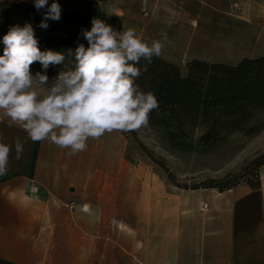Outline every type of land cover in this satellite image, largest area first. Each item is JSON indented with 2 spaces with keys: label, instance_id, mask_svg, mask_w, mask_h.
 Masks as SVG:
<instances>
[{
  "label": "rangeland",
  "instance_id": "obj_1",
  "mask_svg": "<svg viewBox=\"0 0 264 264\" xmlns=\"http://www.w3.org/2000/svg\"><path fill=\"white\" fill-rule=\"evenodd\" d=\"M80 5L117 31L136 27L145 42L162 40L160 57L183 75L195 59L236 65L264 56V0H83ZM26 22L16 20L20 26ZM31 24L38 40L49 34ZM58 74L45 75L51 83ZM252 126L253 133L236 132L219 145L191 148L172 143L165 129L150 122L135 135L121 131L125 214H102L105 209L90 204L39 217L31 264H178L170 260L182 254V228L175 220L174 239H166L167 196L173 194L177 206L187 191L256 183L260 170L253 162L264 154V114ZM149 180L157 187L158 206L140 213L146 195L139 186Z\"/></svg>",
  "mask_w": 264,
  "mask_h": 264
},
{
  "label": "crops",
  "instance_id": "obj_2",
  "mask_svg": "<svg viewBox=\"0 0 264 264\" xmlns=\"http://www.w3.org/2000/svg\"><path fill=\"white\" fill-rule=\"evenodd\" d=\"M82 1L56 0L63 9L81 7ZM16 138L23 143L19 159ZM0 141L12 145L8 171L0 175V264H31L39 217L90 204L91 208L105 209L99 210L102 214H125L126 146L121 131L89 139L85 151L69 155V149L49 141L32 142L26 132L9 126L4 119L0 121ZM260 183L258 189L241 183L225 191H187L177 206L173 194L168 195L166 239H174L175 220L182 228V254L172 258L171 263L264 264V165L260 168ZM33 185L39 187L38 195L30 193ZM139 188L146 195L140 213L150 212L158 206L157 187L149 180Z\"/></svg>",
  "mask_w": 264,
  "mask_h": 264
},
{
  "label": "clouds",
  "instance_id": "obj_3",
  "mask_svg": "<svg viewBox=\"0 0 264 264\" xmlns=\"http://www.w3.org/2000/svg\"><path fill=\"white\" fill-rule=\"evenodd\" d=\"M47 5L48 0H34L37 10ZM60 17V4L53 0L39 27L47 29L48 20ZM91 23L90 30H82L88 46L79 44L69 52L74 68L59 72L51 83L45 74L33 75L30 66L39 62L47 69L63 64L65 55L41 51L31 23L11 26L2 40L0 121L7 119L9 126L26 132L32 142L49 141L69 149V155L85 151L89 139H99L106 132L146 126L150 113L159 106L153 92L136 84L141 75L136 65L160 57L162 40L149 44L135 28L117 31L99 18ZM14 146L19 159L23 143L16 138ZM11 151L12 145L0 141V175L8 171Z\"/></svg>",
  "mask_w": 264,
  "mask_h": 264
},
{
  "label": "trees",
  "instance_id": "obj_4",
  "mask_svg": "<svg viewBox=\"0 0 264 264\" xmlns=\"http://www.w3.org/2000/svg\"><path fill=\"white\" fill-rule=\"evenodd\" d=\"M0 9V55H3V36L11 26L17 25V19L39 27L47 11V7L37 10L34 3L26 2H2ZM92 19L83 8H61L58 21L48 20L47 29L39 27L49 34L38 40V46L41 51L63 53L65 63L44 69L35 62L30 71L48 74L74 68V56L69 52H74L79 44L88 46L82 30L91 29ZM136 67L141 69L136 84L143 91L153 92L159 104L150 113L148 122L165 129L169 140L179 146L213 147L233 133H253L252 123L264 114V56L244 58L236 65L195 59L188 64L187 75L162 57H153L150 64L141 60ZM130 133L135 135L133 131ZM253 164L260 170L264 154ZM247 184L258 189L260 173L256 183Z\"/></svg>",
  "mask_w": 264,
  "mask_h": 264
},
{
  "label": "built area",
  "instance_id": "obj_5",
  "mask_svg": "<svg viewBox=\"0 0 264 264\" xmlns=\"http://www.w3.org/2000/svg\"><path fill=\"white\" fill-rule=\"evenodd\" d=\"M52 2H53V0H48V5L46 7H50ZM1 3H2V0H0V4ZM0 16H1V9H0ZM39 191H40V189L37 185H33L30 189V193L33 195H38ZM205 208H207V206H205Z\"/></svg>",
  "mask_w": 264,
  "mask_h": 264
}]
</instances>
